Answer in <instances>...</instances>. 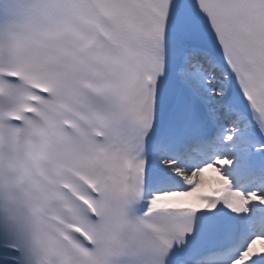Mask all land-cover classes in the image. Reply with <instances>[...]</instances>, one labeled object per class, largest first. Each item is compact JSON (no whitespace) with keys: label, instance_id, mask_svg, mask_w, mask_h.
<instances>
[{"label":"snow or ice","instance_id":"obj_1","mask_svg":"<svg viewBox=\"0 0 264 264\" xmlns=\"http://www.w3.org/2000/svg\"><path fill=\"white\" fill-rule=\"evenodd\" d=\"M0 264H264V0H0Z\"/></svg>","mask_w":264,"mask_h":264},{"label":"bare ground","instance_id":"obj_2","mask_svg":"<svg viewBox=\"0 0 264 264\" xmlns=\"http://www.w3.org/2000/svg\"><path fill=\"white\" fill-rule=\"evenodd\" d=\"M206 176L210 177V178H214L215 177V173L208 172V173H206Z\"/></svg>","mask_w":264,"mask_h":264}]
</instances>
